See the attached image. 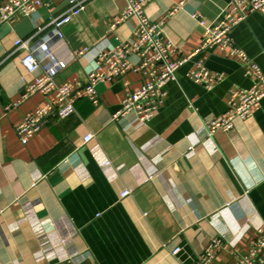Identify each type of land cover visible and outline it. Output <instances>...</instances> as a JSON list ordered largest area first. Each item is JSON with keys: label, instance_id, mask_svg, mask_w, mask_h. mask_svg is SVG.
Returning <instances> with one entry per match:
<instances>
[{"label": "crops", "instance_id": "obj_1", "mask_svg": "<svg viewBox=\"0 0 264 264\" xmlns=\"http://www.w3.org/2000/svg\"><path fill=\"white\" fill-rule=\"evenodd\" d=\"M230 1L148 0L145 16L162 24L173 60H188L164 85V101L146 123L134 113L113 119L124 94L146 83L130 72L98 84L96 104L79 97L72 116L49 117L25 146L15 129L45 97L35 94L6 116L3 109L19 102L43 69L29 74L21 65L27 50L14 42L42 26L53 60L38 58L43 65L64 62L55 80L76 94L99 52L129 42L138 21L121 22L128 0H77L84 9L58 39L49 23L71 6L43 0L31 33L0 35V264H50L85 252L97 264H194L219 238L223 249L210 264H230V246L248 253L264 229V99L230 132L208 137L203 126L228 113L232 92L255 84L227 50L201 49L206 29L225 16ZM231 37L264 77L263 16L249 14ZM129 61L139 64L136 56ZM198 61L224 78L211 90L187 77Z\"/></svg>", "mask_w": 264, "mask_h": 264}, {"label": "built area", "instance_id": "obj_2", "mask_svg": "<svg viewBox=\"0 0 264 264\" xmlns=\"http://www.w3.org/2000/svg\"><path fill=\"white\" fill-rule=\"evenodd\" d=\"M186 0H182L181 4ZM148 0H128V6L123 11L121 22L135 17L138 24L129 42L116 45L108 51H100L98 60L87 75L84 85H77V93L68 83H58L55 80L57 73L66 67L64 62H52L43 65L38 58L39 54L45 58H52L48 41L40 35L44 28L36 26L35 34L23 40L17 39L14 46L27 50L21 59V65L29 73L34 74L40 67L43 69L25 87L21 100L12 103L3 109V116L16 108L19 103L35 94L45 97V104L30 115L24 117L15 132L22 145H27L29 140L37 134L52 117L64 120L75 113V103L79 97L88 98L93 104L97 103V85L112 82L113 79L124 76L130 72L141 73L146 83L137 91L126 92L120 109L114 114L113 119L126 114L134 113L138 120L144 124L152 118L159 106L162 105L165 93L164 85L176 80V72L186 63L188 58L173 60L175 52L172 45L165 42L162 24L152 23L145 16L144 6ZM70 9L58 18L50 21L49 26L53 29L55 37L62 39L61 29L71 22L72 17L82 12L84 7L77 0H68ZM43 0H8L0 7V26L8 25L12 28L24 18L31 19ZM258 13L264 18V0H231L228 12L212 28L206 29L202 40L201 49L214 46L221 50H227L230 57L238 58L245 65V73L251 75L255 84L247 90H236L228 103L229 109L225 116L204 123V129L208 137H212L216 131L230 132L233 130V122L236 119L246 120L250 118L253 110L257 109L264 99V77L259 67L247 59L231 37V31L238 24L245 21L249 14ZM120 22H114L111 29ZM82 54V53H81ZM130 56H136L139 64L129 61ZM187 77L194 83L202 85L206 90L213 89L224 78L221 74L211 73L203 61H198L194 69L187 73ZM2 89L0 86V97ZM92 139L91 135L84 138V143ZM129 191L123 192L122 197L129 195ZM223 240L215 239L209 243L200 258L194 264H210L223 249ZM248 253H240L231 248L230 264H264V229H258V236L248 245ZM181 249L175 248L173 255L180 253ZM50 264H97L87 252L70 256H63Z\"/></svg>", "mask_w": 264, "mask_h": 264}, {"label": "water", "instance_id": "obj_3", "mask_svg": "<svg viewBox=\"0 0 264 264\" xmlns=\"http://www.w3.org/2000/svg\"><path fill=\"white\" fill-rule=\"evenodd\" d=\"M12 31H14L21 38L25 37L26 35H28L33 31V26L30 19L24 18L20 22L15 24L12 28H10L6 24L0 26V35H5ZM80 155L82 160L86 161L84 154L82 153Z\"/></svg>", "mask_w": 264, "mask_h": 264}]
</instances>
